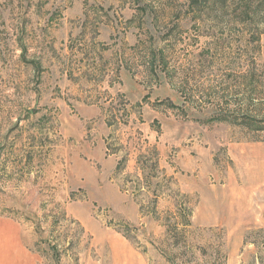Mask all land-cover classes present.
<instances>
[{
    "label": "rangeland",
    "instance_id": "374dc122",
    "mask_svg": "<svg viewBox=\"0 0 264 264\" xmlns=\"http://www.w3.org/2000/svg\"><path fill=\"white\" fill-rule=\"evenodd\" d=\"M5 257L264 264V0H0Z\"/></svg>",
    "mask_w": 264,
    "mask_h": 264
},
{
    "label": "crops",
    "instance_id": "0c3cea01",
    "mask_svg": "<svg viewBox=\"0 0 264 264\" xmlns=\"http://www.w3.org/2000/svg\"><path fill=\"white\" fill-rule=\"evenodd\" d=\"M118 1V0H117ZM105 4V3H104ZM117 5L114 7V10L117 9V6L119 7L120 11H122V9H131L132 11H134V7H132L133 5H127V4H122V3H116ZM108 9L110 10V7H108ZM113 10V11H114ZM131 11L130 15H126V18H124V24L125 25V22H129V23H132L134 25H138L139 23H136V21L134 19H132L131 15L133 14ZM108 13V12H107ZM121 24V23H120ZM117 25V21L115 18L112 17V15L110 14V12L108 14H104V21H101V26L103 27L101 30H100V33L101 35H104V37L106 36H110L112 34V32H114L115 36H116V32H115V28ZM122 25V24H121ZM134 35L133 34H129V33H126L124 36H122L120 38L121 41H123L125 38H131L133 37ZM127 65L126 67L122 66L121 64H118V68H116V73L118 74V72L121 74H129V70H127ZM119 76V75H118ZM239 203H244L245 206H250L251 203H250V200H245L244 197H242L240 199V201H238ZM248 208V207H247ZM3 260V259H2ZM5 264H14V263H9L12 261V258H9V257H5ZM16 261V259H14V262Z\"/></svg>",
    "mask_w": 264,
    "mask_h": 264
},
{
    "label": "trees",
    "instance_id": "16d2710c",
    "mask_svg": "<svg viewBox=\"0 0 264 264\" xmlns=\"http://www.w3.org/2000/svg\"><path fill=\"white\" fill-rule=\"evenodd\" d=\"M232 113H233V111H232ZM232 117H233V116H232ZM237 117L239 118V116L233 117V119H232L230 122H232V123H236V124H247V125H250L249 122H248L249 119L255 121L254 118L252 119V118H250V117H248V116H247L245 119H243V120H238ZM230 119H231V118H230ZM241 119H242V118H241ZM260 121H263V120H260ZM261 129H262V127H261Z\"/></svg>",
    "mask_w": 264,
    "mask_h": 264
}]
</instances>
